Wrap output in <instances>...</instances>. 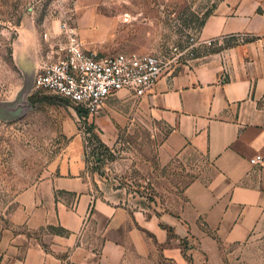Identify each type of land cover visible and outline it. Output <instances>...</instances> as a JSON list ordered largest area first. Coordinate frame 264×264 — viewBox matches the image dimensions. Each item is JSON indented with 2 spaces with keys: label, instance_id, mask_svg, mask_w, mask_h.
Listing matches in <instances>:
<instances>
[{
  "label": "crops",
  "instance_id": "crops-1",
  "mask_svg": "<svg viewBox=\"0 0 264 264\" xmlns=\"http://www.w3.org/2000/svg\"><path fill=\"white\" fill-rule=\"evenodd\" d=\"M198 31L212 45L143 98L167 131L163 159L198 164L176 211L100 199L81 137L70 133L39 202L41 223L64 235L50 236L48 250L32 242L4 251L0 264H186V237L209 258L212 244L233 264H264V160L250 164L264 158V0H219ZM202 220L216 240L201 235Z\"/></svg>",
  "mask_w": 264,
  "mask_h": 264
},
{
  "label": "rangeland",
  "instance_id": "rangeland-1",
  "mask_svg": "<svg viewBox=\"0 0 264 264\" xmlns=\"http://www.w3.org/2000/svg\"><path fill=\"white\" fill-rule=\"evenodd\" d=\"M218 1L0 0V256L32 242L48 250L50 236L64 235L41 223L39 202L47 198L41 183L66 152L70 133L89 134L92 150L85 154L82 142V154L100 199L176 211L198 164L192 157L163 159L167 131L143 98L118 93L89 117L67 100L36 89L34 72L39 50L57 42L62 24L100 56L168 52L199 30ZM23 100L30 105L18 106ZM198 229L216 240L203 220ZM187 234H192L189 227ZM181 246L186 264H233L217 256L212 244L211 258L187 237Z\"/></svg>",
  "mask_w": 264,
  "mask_h": 264
},
{
  "label": "built area",
  "instance_id": "built-area-1",
  "mask_svg": "<svg viewBox=\"0 0 264 264\" xmlns=\"http://www.w3.org/2000/svg\"><path fill=\"white\" fill-rule=\"evenodd\" d=\"M57 42H48L39 50L40 63L34 72V87L63 98L89 117L118 93L142 99L148 96L162 76H169L195 59L199 49L211 46L194 31L168 52L140 54L135 52L100 56L79 43L67 24L60 26ZM49 41V40H48ZM85 154L92 147L89 134H79ZM264 158L256 156L250 164L259 166Z\"/></svg>",
  "mask_w": 264,
  "mask_h": 264
},
{
  "label": "water",
  "instance_id": "water-1",
  "mask_svg": "<svg viewBox=\"0 0 264 264\" xmlns=\"http://www.w3.org/2000/svg\"><path fill=\"white\" fill-rule=\"evenodd\" d=\"M22 102H23V103L18 104V106H20V107H27V106L30 105V102H28V100H23Z\"/></svg>",
  "mask_w": 264,
  "mask_h": 264
},
{
  "label": "trees",
  "instance_id": "trees-1",
  "mask_svg": "<svg viewBox=\"0 0 264 264\" xmlns=\"http://www.w3.org/2000/svg\"><path fill=\"white\" fill-rule=\"evenodd\" d=\"M85 113V112H84ZM60 231H62L63 233H64V231L63 230H60Z\"/></svg>",
  "mask_w": 264,
  "mask_h": 264
}]
</instances>
